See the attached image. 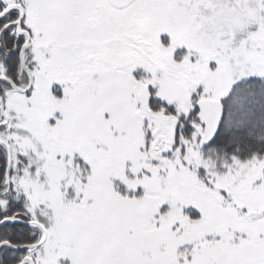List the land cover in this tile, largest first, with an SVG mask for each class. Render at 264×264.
Instances as JSON below:
<instances>
[{
  "label": "snow or ice",
  "instance_id": "snow-or-ice-1",
  "mask_svg": "<svg viewBox=\"0 0 264 264\" xmlns=\"http://www.w3.org/2000/svg\"><path fill=\"white\" fill-rule=\"evenodd\" d=\"M0 264H264V0H0Z\"/></svg>",
  "mask_w": 264,
  "mask_h": 264
}]
</instances>
